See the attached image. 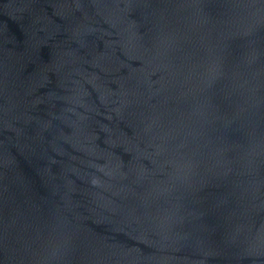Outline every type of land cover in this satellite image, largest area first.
Returning a JSON list of instances; mask_svg holds the SVG:
<instances>
[{"label": "water", "instance_id": "1", "mask_svg": "<svg viewBox=\"0 0 264 264\" xmlns=\"http://www.w3.org/2000/svg\"><path fill=\"white\" fill-rule=\"evenodd\" d=\"M0 264H264V0H0Z\"/></svg>", "mask_w": 264, "mask_h": 264}]
</instances>
